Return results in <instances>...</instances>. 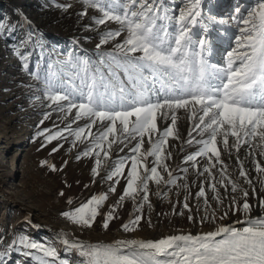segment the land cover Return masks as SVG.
Here are the masks:
<instances>
[{"label":"snow or ice","instance_id":"snow-or-ice-1","mask_svg":"<svg viewBox=\"0 0 264 264\" xmlns=\"http://www.w3.org/2000/svg\"><path fill=\"white\" fill-rule=\"evenodd\" d=\"M211 2L209 0V4ZM83 3L101 13L100 18L95 19L97 25L113 21L120 26L104 33L101 44L122 35L124 39L99 61L104 67L93 65L88 59L70 57L67 63L78 69L74 73L78 83L69 81L66 86L62 78L56 82L46 81V99L53 111L68 116L75 110L74 121H86L84 127L74 132L70 128L66 130L72 132L76 141L83 142L84 138L92 141L83 155L97 156L94 174H99L101 152L105 158H110L113 144L136 140L131 150V170L120 199H135L138 193H143V202L150 206V181L178 186L179 177L173 176L167 164L171 155L167 145L169 138L179 139L177 120L178 113L183 111L192 122L186 143L200 145L195 153L186 157V162H193L198 175L207 174L206 182H210L218 203L223 204L220 187L227 189L230 185L231 192L239 191L240 199L233 196L219 219L223 221L230 212L242 213L243 219L237 220L241 227L221 223L207 232L179 233L156 240L83 244L64 237L62 243L78 249L86 257L85 264H264V215H251L254 206L248 202L249 190L244 184L253 192L255 188L245 160L237 155L238 176L234 177L222 159L224 154L231 156L232 150L239 154L244 146H248L246 158L255 151L264 156V0H257L246 16L237 6L231 20L238 34L220 63L210 60L213 49L207 33L210 26L227 25L229 20L203 15L202 0H187L178 15L169 14L162 0H83ZM62 7L67 10L70 6ZM3 31L5 28L0 24V32ZM23 59L26 61L27 57ZM24 67L27 69V63ZM50 115L45 113L44 119ZM158 119L171 123L161 130ZM97 125L102 130L95 134L92 128ZM62 134L57 131L47 135L46 140L51 142ZM39 135L44 136L45 132ZM145 138L150 145L148 149H144ZM148 157L154 158L152 166ZM200 157L207 161L202 172L197 163ZM126 167V160H119L108 178L123 176ZM51 168L56 170L55 165ZM182 171L186 178L188 169ZM255 171L264 175V163L255 161ZM260 184L264 188V179ZM197 197L204 198L206 218L215 221L214 210L207 216L208 195L204 187ZM107 199V194L92 196L64 215L77 224L92 227L99 206ZM259 206L264 209V198ZM183 207L189 209L187 197ZM142 209L143 204H140L137 211L142 212ZM113 219V213L109 212L103 227L107 229ZM142 219V215L130 219L122 225L123 230L135 231ZM203 222L204 218L200 223ZM20 243L43 254L40 264H50L44 257L58 256L55 248L28 237H21Z\"/></svg>","mask_w":264,"mask_h":264},{"label":"rangeland","instance_id":"rangeland-1","mask_svg":"<svg viewBox=\"0 0 264 264\" xmlns=\"http://www.w3.org/2000/svg\"><path fill=\"white\" fill-rule=\"evenodd\" d=\"M256 3L257 0L252 7ZM62 6L70 7L65 10ZM174 6L177 10L181 8ZM84 12L87 14L81 15ZM174 13L178 14V11ZM100 16L99 11L87 8L83 0H0V24L5 28L0 32V264H40L39 258L43 254L20 243L21 237L55 248L57 257H44L50 264H85L86 257L78 249L64 245L55 230L80 240H155L153 236L160 233L198 234L214 230L230 218L236 221L243 219L239 212H230L223 221L219 219L232 197L239 200L241 193L231 192L230 185L227 189L220 187L223 204L217 202L210 182H206L207 174L198 175L193 162H186V157L195 153L200 145L186 143L190 129L182 120L177 122L179 139L169 138L167 145L171 153L167 164L173 176L179 177L178 186L157 185L150 181V206L143 202V193H138L135 199H120L131 170V150L136 140L113 144L110 158H105L101 152L99 174H94L97 156L83 155L92 146V141L88 138L83 142L76 141L72 134L78 127H84L86 121H74L75 110L72 115L65 116V113L49 108L45 82H56L62 78L64 84L65 81L69 84L60 64L73 72L78 69L68 67L63 60L65 57L80 60V56L93 65L104 67L99 65V61L112 53L124 36L101 44L104 33L115 31L120 26L113 21L97 25L95 19ZM98 44L101 46L97 47ZM70 48L76 50L70 51ZM24 57H27L26 61ZM45 113H51L48 119H44ZM157 123L161 130L170 125L162 119ZM69 128L72 132L66 130ZM101 130L100 125L92 128L95 134ZM57 131L62 132V136L48 142L46 136ZM41 132L45 135H39ZM193 136L199 139L196 133ZM149 147L145 138L144 149ZM237 155L242 159L234 150L231 156L222 155L234 177L238 176ZM255 155L264 163V156L257 151ZM121 159L127 163L124 175L109 179ZM153 160V157L147 158L149 166ZM197 163L202 172L206 158H198ZM51 165H55V171ZM250 165L245 162L255 192L247 184L244 187L249 190L248 202L254 206L251 212L254 215L256 211L264 213L259 206L264 198V188L260 184L264 175L255 171V161ZM184 168L188 169L186 178L182 171ZM162 174L167 179V173ZM184 184L188 187L184 188ZM201 187L208 195L207 216L214 210L215 221L206 218L204 198L197 197ZM112 188L116 189L115 192L111 191ZM100 194H107L108 199L99 206V214L92 227L77 224L64 215ZM185 197L191 211L183 207ZM140 204H143L142 212L137 211ZM109 212L115 219L105 229L103 223ZM138 215L143 219L136 230L124 231L122 225ZM189 216L193 219L190 220ZM202 218L204 222L200 223Z\"/></svg>","mask_w":264,"mask_h":264},{"label":"bare ground","instance_id":"bare-ground-1","mask_svg":"<svg viewBox=\"0 0 264 264\" xmlns=\"http://www.w3.org/2000/svg\"><path fill=\"white\" fill-rule=\"evenodd\" d=\"M224 1H227L229 4H233L234 2H235V0H224ZM187 2V1H186ZM243 2H247V0H243ZM214 3V2H213ZM247 3H250V2H247ZM217 5V4H216ZM181 7V6H180ZM172 12V11H171ZM178 15V14H177ZM229 26L230 27H233L231 24H229ZM217 29H212V31L213 32H215ZM198 31V30H197ZM220 33H221V31H220ZM224 33H225V35H229V34H231V31L230 30H228V29H226L225 31H224ZM234 34V36L235 35H237L238 33H233ZM73 54H75V51L73 52ZM76 57V56H75ZM63 60L64 61H66V62H68L69 61V57H65V58H63ZM60 62H61V59H60ZM63 62V61H62ZM61 66V68H62V73L64 74V76L66 77V79H68V81H72V82H75V83H78V81L76 80V77L74 76V73L76 72H73V71H71V69L69 68V69H67V67H65L64 65H62V64H60ZM68 67H71V65L68 63ZM62 74V75H63ZM178 115H179V119L177 120V122L179 121V120H182L181 122H184L183 124L186 126V128H188V129H191V124H192V122L190 121V120H188L187 119V117L185 116V114L183 113V111H181L180 113H178ZM165 122L166 123H171L170 122V120H165ZM182 124V125H183ZM183 125V126H184ZM231 139V138H230ZM230 142H231V140H230ZM247 150H248V146H244V147H242L241 148V150H240V155H241V157H242V159L243 160H245V162H247V163H249V164H253V161H256V160H258V158L256 157V151L254 152V155L253 156H248L247 158H246V152H247ZM258 152V151H257ZM250 165V166H251ZM255 215L256 216H258V215H264V213L262 212V211H256L255 213H254V215H252V216H254L255 217ZM224 224H231L232 226H235V227H241V224L240 223H237V221L236 220H234V219H232V218H230V219H228ZM55 233L58 235V237H60V238H64V237H67V235H66V233L65 232H60L59 230H57V232H56V230H55ZM173 234H175V233H166V234H158V235H154L153 237H154V239L156 240V239H160V238H163V237H166V236H168V235H173ZM193 234H197V233H193ZM68 239H72V241H79V242H81V243H83V244H107V243H112V242H114V241H112V240H98V239H93V240H80V239H76V238H69V237H67Z\"/></svg>","mask_w":264,"mask_h":264}]
</instances>
